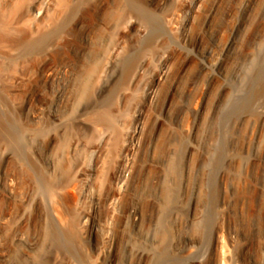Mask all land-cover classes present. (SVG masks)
Instances as JSON below:
<instances>
[{"label":"rangeland","instance_id":"rangeland-1","mask_svg":"<svg viewBox=\"0 0 264 264\" xmlns=\"http://www.w3.org/2000/svg\"><path fill=\"white\" fill-rule=\"evenodd\" d=\"M165 247L264 264V0H0V264Z\"/></svg>","mask_w":264,"mask_h":264},{"label":"bare ground","instance_id":"bare-ground-1","mask_svg":"<svg viewBox=\"0 0 264 264\" xmlns=\"http://www.w3.org/2000/svg\"><path fill=\"white\" fill-rule=\"evenodd\" d=\"M29 8H30V6H29ZM36 8V6H32V10L33 9H35ZM37 9V8H36ZM134 9V8H133ZM142 9V8H141ZM140 8H139V10H140V13L143 15V16H145V18L148 16L147 15V13H145L144 11H142ZM136 10V9H135ZM148 19V18H147ZM255 67V66H254ZM251 68V69H253L252 70V72L251 73H249L250 72V70H249V75L251 74V76H250V79H251V82H250V84H249V88H251V87H253V84H257V83H255L256 81H258V79H260V77H261V68H259V67H255V68ZM247 73V74H248ZM261 73V74H260ZM95 75V74H94ZM93 76V73L90 75V77H92ZM97 76V74L95 75V77ZM248 77V76H247ZM93 78H94V76H93ZM247 79V78H246ZM245 79V80H246ZM248 80H249V77H248ZM250 81V80H249ZM246 82V81H245ZM247 83H249L248 81H247ZM89 84V83H88ZM87 83L85 84V90H84V92H88V91H90L89 90V88L91 87H89V85H88ZM91 84V83H90ZM248 85L246 84V86L244 85L243 87H244V89H245V87H247ZM242 87V88H243ZM241 88V87H240ZM91 89V88H90ZM251 91V90H250ZM241 92H244V91H242L241 90ZM240 92V93H241ZM245 92H247V90H245ZM239 93V92H238ZM239 93V95H242V93L240 94ZM245 94H248V93H245ZM196 110V109H195ZM226 120V119H225ZM225 120H224V122H225ZM224 151V150H223ZM219 152L220 151H218L217 152V154H218V156L217 157H215L214 159L216 160V158L218 159V160H216L217 162H216V164L215 163H213L214 165H215V167L214 168H216V170H213V172L214 171H216L215 172V175H217V179H218V177H221V178H224V170L223 169H221L222 167H221V160H219ZM223 152H221V154H222ZM220 154V155H221ZM226 157V156H225ZM226 158H228V157H226ZM220 159H222V156H221V158ZM223 159H224V157H223ZM212 160V159H211ZM214 161V160H213ZM225 161V160H224ZM223 162V161H222ZM230 162V161H229ZM214 165H212V166H214ZM223 166V165H222ZM176 167H177V164L175 163V164H173V166H172V170L170 171V173L172 174V171L174 172V170L176 169ZM221 167V168H220ZM178 168V167H177ZM176 172H177V170H175ZM215 175H213V176H211V177H215ZM212 180V179H211ZM211 180H210V182H211ZM216 180V179H215ZM217 181V180H216ZM225 181H226V178H225ZM172 184V183H171ZM209 185L211 186L212 184H210L209 183ZM213 186V185H212ZM169 187V186H168ZM226 187V186H225ZM175 188V187H174ZM227 188H224V191L226 190ZM174 191H175V189H173V188H170V189H168L167 190V193H166V196H165V198H166V208H165V210L163 211V213H166L167 211V208H168V206L169 205H171L172 203H174ZM210 194H212V191H211V193ZM211 196V195H210ZM211 199V198H210ZM214 199V198H213ZM214 201V200H213ZM210 203H214V202H210ZM209 203V204H210ZM212 205V204H211ZM213 207V206H212ZM169 208L170 209H172L171 208V206H169ZM170 209H168V210H170ZM54 214H56V213H54ZM137 215H138V210L137 209H133V217L134 218H136L137 217ZM168 215V214H167ZM55 216H57V214L55 215ZM54 216V217H55ZM165 217H167V216H165ZM209 217V216H208ZM209 219V218H208ZM207 219V220H208ZM212 219V218H211ZM210 219V220H211ZM212 221V220H211ZM208 222V221H207ZM209 223V222H208ZM210 224V223H209ZM212 226V225H211ZM208 227V226H207ZM209 230V229H208ZM210 231V230H209ZM53 234H54V232H53ZM55 235V234H54ZM163 249H165V251H163V250H161V251H157L155 254H157V258H156V260H155V262H153V264H163V263H167V264H169V261L168 262H165V258H167L165 255H167V253H166V247L165 248H163ZM230 253V252H229ZM231 254V253H230ZM233 255V254H232ZM168 256V255H167ZM231 258V257H230ZM153 259H155V258H153ZM232 259H233V257H232ZM234 259H235V257H234ZM233 259V260H234ZM169 260V259H168ZM236 261V260H235ZM147 264V263H146ZM224 264H226V263H224ZM227 264H229V261H228V263ZM231 264V263H230Z\"/></svg>","mask_w":264,"mask_h":264}]
</instances>
